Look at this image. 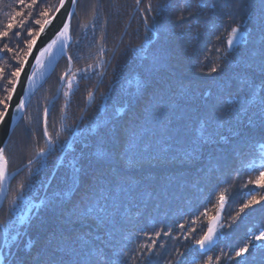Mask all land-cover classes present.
<instances>
[{
  "label": "trees",
  "instance_id": "1",
  "mask_svg": "<svg viewBox=\"0 0 264 264\" xmlns=\"http://www.w3.org/2000/svg\"><path fill=\"white\" fill-rule=\"evenodd\" d=\"M58 3L0 0V101ZM76 4L4 149L3 264H264V0Z\"/></svg>",
  "mask_w": 264,
  "mask_h": 264
},
{
  "label": "water",
  "instance_id": "2",
  "mask_svg": "<svg viewBox=\"0 0 264 264\" xmlns=\"http://www.w3.org/2000/svg\"><path fill=\"white\" fill-rule=\"evenodd\" d=\"M76 3L77 0H75L74 3L73 0H65L62 7L59 0L58 7L49 18V20H52V23L45 27L44 32L37 38V43L32 48L31 53L27 54L24 57V62L20 67V69L22 68V71L20 73L19 79L17 80V78H15L14 85L10 91L12 99L11 101L6 102L8 103L9 107L8 112L5 116L6 123L4 125H0V149H5L6 143L10 138V134L16 128V124L23 116V113L25 112L29 101L36 94V91L46 82V78L53 72V69L59 58L66 57L68 45L72 41L69 33V24L75 11L77 5ZM57 9H59V11H57ZM65 23L68 25L67 33L64 36H59V33L63 29V24ZM58 36L59 38H57ZM53 40H55L56 42L55 44H53L51 50L55 49L56 51L51 55L48 62L46 63V66L41 69V71H38L37 68L39 64L44 60L46 55L49 56V52L45 53V55L41 57L39 63L37 62V57L40 55V51L48 44H51ZM29 76L32 77L31 80L28 79ZM64 76H62L60 79L61 82L58 86L56 96L49 101L50 103L48 104V106L58 98ZM21 104L22 107H18V105ZM40 154L41 153H39L36 157H38ZM27 165L28 164L22 165L18 167L17 170L10 173H8V169H5V178L3 179V181H0V207L8 193V186L10 182L16 175L19 174V172L25 169ZM208 235L209 231L204 234V237L201 240H204V238ZM212 240L213 235L211 232V240H206L204 242L203 248H201L199 243L196 246L201 252H205L210 249L209 244ZM0 264H3L2 255H0Z\"/></svg>",
  "mask_w": 264,
  "mask_h": 264
},
{
  "label": "snow or ice",
  "instance_id": "3",
  "mask_svg": "<svg viewBox=\"0 0 264 264\" xmlns=\"http://www.w3.org/2000/svg\"><path fill=\"white\" fill-rule=\"evenodd\" d=\"M35 2H36V0H33V4H35ZM64 2H65V0H60V4H61L62 7L64 5ZM74 2H75V0H73V3ZM137 3H139V0H137ZM57 11H59V9H57ZM17 15H19V13H17ZM40 15L41 16H47V12H42V13H40ZM35 22L40 25V31L37 32L35 34V36L31 40L28 41V43H27L28 53H26V55L29 54V53H31L32 48L37 43V38L44 32L45 27L48 26V25H50L52 23V20L44 19L42 22L40 20H36ZM7 27H8V29H11L12 28V23L10 22L7 25ZM67 29H68V25L66 23L63 24V29L59 33V36L66 35ZM236 33H237V29L236 28H233L232 31H231V33H230V37H234L236 35ZM7 34H8L7 31L0 32V37L6 36ZM29 35L32 36L31 30H29ZM59 36L57 38H59ZM55 42L56 41L53 40L51 44H48L46 47H44L40 51V55L37 57V62L38 63L40 62L41 57H43L45 55V53H47V52H49L51 50V48H52L53 44H55ZM228 43H229V45H231L233 43V40L230 38L229 41H228ZM21 71H22V68L21 69H17L16 71H14L12 73V76L16 77L17 80H18ZM212 71L215 72L216 71V68L214 67L212 69ZM28 79L31 80L32 77L29 76ZM10 83H11V81H10ZM13 91H14V89H13ZM11 99H12V96L11 95H9V96H7L5 98L6 101H11ZM0 103H4V110L3 111H0V125H4L6 123L5 116H6V113L8 112V107L9 106H8V103H5L4 101H0ZM18 107H22V104L21 105H18ZM47 135H48V133L45 132V136H47ZM49 143H51V141H49ZM42 152H43V150H42ZM42 152H41V154H42ZM6 165H7V161L4 158V150L3 149H0V181H3V179L5 178ZM260 176L261 177H264V172H261L260 173ZM257 182H259V179H258ZM220 199H221V201H223V199H224L223 195H221ZM211 232H212V229L210 228L209 229V235L206 236L204 238V240L198 241V243L200 244L201 248H203L204 242L206 240H208V241L211 240ZM262 238H264V232H261L260 235L258 237H256V239H262ZM246 249H247V246H245V248H242L240 251H238L237 252V255L238 256L241 255V253L244 252V251H246Z\"/></svg>",
  "mask_w": 264,
  "mask_h": 264
},
{
  "label": "rangeland",
  "instance_id": "4",
  "mask_svg": "<svg viewBox=\"0 0 264 264\" xmlns=\"http://www.w3.org/2000/svg\"><path fill=\"white\" fill-rule=\"evenodd\" d=\"M47 57H48V55H46L45 58H44V60L39 64V66H38V68H37L38 71H41V69H43V68L46 66V63L48 62ZM23 62H24V61H23ZM21 65H22V64H21ZM20 67H21V66H20ZM19 69H20V68H19ZM68 71H69V70H68ZM67 73H68V72H67ZM67 73H65V74H67ZM65 74H64V75H65ZM64 75H63V76H64ZM55 96H56V95H55ZM55 96H54V97H55ZM12 132H13V131H12ZM10 135H11V134H10ZM19 173H20V172H19ZM16 176H17V175H16Z\"/></svg>",
  "mask_w": 264,
  "mask_h": 264
},
{
  "label": "bare ground",
  "instance_id": "5",
  "mask_svg": "<svg viewBox=\"0 0 264 264\" xmlns=\"http://www.w3.org/2000/svg\"><path fill=\"white\" fill-rule=\"evenodd\" d=\"M57 7H58V6H57ZM55 10H56V9H55ZM55 51H56L55 49H54V50L52 49V50L49 51V56L47 57L48 60H49V58L51 57V55L54 54Z\"/></svg>",
  "mask_w": 264,
  "mask_h": 264
}]
</instances>
